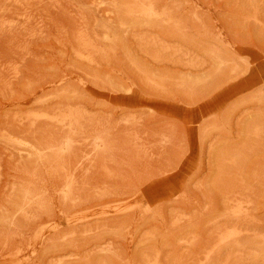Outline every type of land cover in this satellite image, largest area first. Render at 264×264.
Returning a JSON list of instances; mask_svg holds the SVG:
<instances>
[{
	"label": "rangeland",
	"instance_id": "rangeland-1",
	"mask_svg": "<svg viewBox=\"0 0 264 264\" xmlns=\"http://www.w3.org/2000/svg\"><path fill=\"white\" fill-rule=\"evenodd\" d=\"M0 264H264V0H0Z\"/></svg>",
	"mask_w": 264,
	"mask_h": 264
},
{
	"label": "bare ground",
	"instance_id": "bare-ground-1",
	"mask_svg": "<svg viewBox=\"0 0 264 264\" xmlns=\"http://www.w3.org/2000/svg\"><path fill=\"white\" fill-rule=\"evenodd\" d=\"M151 4H152V2H151ZM150 5V4H149ZM2 7V6H1ZM146 7V6H145ZM154 7V6H153ZM150 8H151V6H150ZM154 9V8H153ZM151 11L153 12V10L151 9ZM155 11V10H154ZM148 12V11H147ZM149 12H150V9H149ZM151 12V13H152ZM149 14V13H148ZM154 14V13H153ZM148 16V15H147ZM156 16V15H155ZM145 17V16H144ZM95 48V47H94ZM75 124H76V122H75ZM73 125V124H72ZM69 128H71L70 127V125H69ZM49 149V148H48ZM38 152H39V150H38ZM30 196V195H29ZM241 211V210H240ZM241 214V213H240ZM232 234V233H231ZM233 234H235V233H233ZM235 236V235H234ZM230 239V238H229ZM226 240H227V238H226ZM210 254V253H209ZM207 256V255H206ZM202 263V262H201Z\"/></svg>",
	"mask_w": 264,
	"mask_h": 264
}]
</instances>
